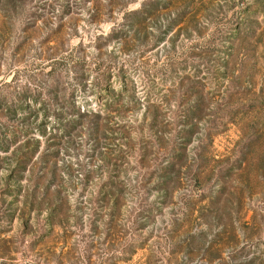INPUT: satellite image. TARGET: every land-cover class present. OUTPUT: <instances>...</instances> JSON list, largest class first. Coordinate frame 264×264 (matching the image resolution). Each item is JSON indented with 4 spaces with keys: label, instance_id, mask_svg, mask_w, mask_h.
I'll return each instance as SVG.
<instances>
[{
    "label": "rangeland",
    "instance_id": "1",
    "mask_svg": "<svg viewBox=\"0 0 264 264\" xmlns=\"http://www.w3.org/2000/svg\"><path fill=\"white\" fill-rule=\"evenodd\" d=\"M0 264H264V0H0Z\"/></svg>",
    "mask_w": 264,
    "mask_h": 264
}]
</instances>
